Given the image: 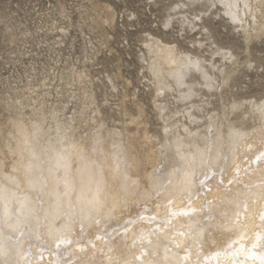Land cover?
<instances>
[{
    "label": "bare ground",
    "instance_id": "bare-ground-1",
    "mask_svg": "<svg viewBox=\"0 0 264 264\" xmlns=\"http://www.w3.org/2000/svg\"><path fill=\"white\" fill-rule=\"evenodd\" d=\"M174 6L166 19L200 33L219 15L245 51L264 36V0ZM205 34L195 50L145 41L160 121L151 136L141 107L109 127L92 91L76 109L32 98L11 119L0 146V264H264V95L209 108L250 61L236 51L225 60Z\"/></svg>",
    "mask_w": 264,
    "mask_h": 264
},
{
    "label": "rangeland",
    "instance_id": "rangeland-1",
    "mask_svg": "<svg viewBox=\"0 0 264 264\" xmlns=\"http://www.w3.org/2000/svg\"><path fill=\"white\" fill-rule=\"evenodd\" d=\"M178 1L0 0V146L11 119L30 112L32 98L38 103L47 102V108L62 107L67 100L70 108L76 109L81 106L78 97L91 91L109 127L129 124L141 107V120L149 122L150 136L160 131L157 109L146 85L149 73L142 57L145 41L151 35L177 43L182 50H195L194 40L206 42L204 32L182 25L177 15L166 19L171 11H178L177 6L171 7ZM129 14L135 16V22ZM218 16L205 20L213 39L235 49L241 61L250 62L241 64L228 87L213 97L209 108L215 110L222 105L220 98L245 101L264 95V36L250 44L249 52L245 51L237 30ZM201 50L203 53L205 47ZM219 58L215 56V60ZM78 75L87 77L81 78L80 86ZM82 102L91 105L88 99ZM153 167L148 165L146 172L149 174Z\"/></svg>",
    "mask_w": 264,
    "mask_h": 264
},
{
    "label": "snow or ice",
    "instance_id": "snow-or-ice-1",
    "mask_svg": "<svg viewBox=\"0 0 264 264\" xmlns=\"http://www.w3.org/2000/svg\"><path fill=\"white\" fill-rule=\"evenodd\" d=\"M212 5H208L207 8H211ZM207 8L205 9V11H207ZM204 13H200L198 14L197 18H199L200 16H203ZM129 19L132 20L133 22H135V16L129 14ZM212 19L211 14L209 15V20ZM203 32L204 33H210L211 32V28L210 25H204L203 26ZM215 39V38H214ZM169 43H171V41H169ZM235 51V49H232L229 45L227 44H218V46L216 47V53L217 55H220L222 58H224L225 60L232 58L231 57V53ZM242 51V50H241ZM105 83L109 84V80L107 78H105Z\"/></svg>",
    "mask_w": 264,
    "mask_h": 264
}]
</instances>
